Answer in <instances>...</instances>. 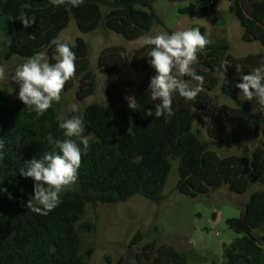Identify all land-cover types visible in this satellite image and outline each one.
<instances>
[{
	"label": "trees",
	"instance_id": "1",
	"mask_svg": "<svg viewBox=\"0 0 264 264\" xmlns=\"http://www.w3.org/2000/svg\"><path fill=\"white\" fill-rule=\"evenodd\" d=\"M157 1L84 0L80 7H70L54 6L50 0H0L2 14L12 18L0 44V66L6 67L16 57L23 63L39 52L54 63L52 41L72 17L82 33L103 27L126 40H136L155 25H164L154 10ZM210 2L203 7L190 3L179 14L205 15L214 6ZM21 12L35 18L31 27L16 20ZM229 13L242 26L244 42L264 47V0H229ZM174 31L168 30V34ZM200 31L206 36L204 29ZM71 44L77 70L64 91L77 86L76 99L83 102L95 95L97 77L88 43L78 37ZM150 47L144 45L131 54L124 47L101 51L97 64L108 76L116 77L128 68L143 71V75L137 81L112 80L106 87L109 106L91 103L80 110L90 148L82 158L77 182L60 194L62 202L46 216L25 206L34 195V181L20 176L19 169L24 161L54 150L49 135L65 138L57 120L61 105L54 103L46 113L37 115L19 99L10 101L8 87L0 88V137L5 140L0 159V264H89L94 248L83 250L81 233L94 232L96 225L84 221L87 206L127 202L135 196L160 205L167 199L165 188L173 160L178 161L176 191L190 198L223 187L236 195L247 194L253 183L264 187V113L253 112L255 101L241 98L235 87L243 74L264 64V54L235 57L227 41H210L198 53L195 65L197 74L204 77L203 91L192 101L175 94L174 115L166 121L145 115L146 110L155 111L156 103L148 93L150 78L155 75L148 62ZM183 79L195 84L190 77ZM218 86L235 107L222 105L213 110L208 130L213 141L209 142L194 130L193 111L205 110ZM128 96L140 104L136 111L128 108ZM72 115L69 112L66 118ZM253 129L263 142L249 156L221 157L211 149L212 144L240 146ZM226 225L237 236L223 245L220 264H264V188L252 191L240 215L227 219ZM143 242V234L137 232L129 246L137 249L134 259L121 258L120 264H188L185 251L156 241Z\"/></svg>",
	"mask_w": 264,
	"mask_h": 264
},
{
	"label": "rangeland",
	"instance_id": "2",
	"mask_svg": "<svg viewBox=\"0 0 264 264\" xmlns=\"http://www.w3.org/2000/svg\"><path fill=\"white\" fill-rule=\"evenodd\" d=\"M209 1H213L214 6L209 7L205 15L190 17L179 14V9L190 3L203 7ZM154 10L165 26L155 25L147 35L155 36L160 32L168 33V30L183 31L189 28H198L206 31V37L209 41H227L230 44V53L235 57L249 53L264 54V47L259 43H246L242 40L243 28L239 21L229 13V0H185L175 3L168 0H158L154 3ZM3 17L10 19L9 16ZM8 29L6 20H2L0 32L3 34L0 37V44L3 42L4 34L8 32ZM145 36L136 40H126L121 35L103 27L90 33H82L77 27L75 18L72 17L69 26L60 34L59 38H69L70 42L74 43L76 38L80 37L88 43L91 66L96 74L98 86L95 95L83 102L76 99L77 86L69 91L63 90L59 102L61 105L60 116L66 118L70 112L68 106L73 103L79 105L80 110L91 103L109 106L106 94V87L109 82L115 79L139 80L143 71L128 68L124 73L110 77L98 67L97 61L101 51L111 47H124L128 53H133L144 46L142 40ZM45 57L47 58L46 54ZM20 64H22V59L17 57L7 64L5 67L6 76L11 73L9 75L11 77L14 74L15 70L13 72L11 70L16 67L10 66ZM5 79L0 80V88L8 87L11 92L18 90L16 94L11 96V99L14 100L18 96L19 85L16 83L17 88L16 85L10 83L11 80L5 82ZM240 97L243 98L241 94ZM17 99L19 98L15 100ZM222 105L235 107L234 102L225 96L218 86L211 92L207 108L202 111H193L194 130L199 132L203 140L213 141L208 131L212 112L216 107ZM262 142L263 138L257 137L253 129L240 146L222 147L212 144L211 149L221 157L249 156ZM178 179V161L173 160L165 188L167 199L160 205L140 196L116 204H99L96 207L88 205L84 221L96 225L94 232L81 233L83 250L94 248V252L88 259L89 264H120L121 258L132 261L137 249L135 247L131 249L129 246L137 232L143 234V243L156 241L158 244H168L177 250L187 252L191 264H196L195 262L204 259L209 263L215 261L220 264L223 261L221 244L223 241L228 242L232 235L231 230L226 225L227 218L238 217L249 198V194L264 187L253 183L245 195H236L223 187L212 191L209 195L190 198L176 191ZM214 215L216 217H213Z\"/></svg>",
	"mask_w": 264,
	"mask_h": 264
},
{
	"label": "clouds",
	"instance_id": "3",
	"mask_svg": "<svg viewBox=\"0 0 264 264\" xmlns=\"http://www.w3.org/2000/svg\"><path fill=\"white\" fill-rule=\"evenodd\" d=\"M54 6L80 7L84 0H50ZM25 28L35 23L34 17L21 12L16 18ZM54 54L49 62L42 52L28 57L15 68L11 80L19 85V100L37 115H43L59 103L62 92L69 80L76 75V53L69 38H57L52 41ZM143 45L151 46L147 56L155 75L150 78L148 93L154 103L155 111L146 110L148 117L171 119L174 115L173 97L178 94L186 101L195 100L203 91L204 77L197 74L198 53L210 43L198 28L174 31L172 34L160 32L146 35ZM183 77H190L195 82L190 85ZM6 78V69L0 66V80ZM241 82L235 84L241 96L247 101H255L253 112L264 113V64L255 67L248 74H243ZM129 109L136 111L140 104L134 96L126 97ZM68 111L74 113L70 118L58 116V126L63 130L64 139H53L49 143L54 150L44 152L40 158L24 161L19 175L34 181V195L29 198L26 207L38 215H48L59 206L61 193L72 187L78 180L82 158L87 154L90 143L85 135V120L79 105L73 103ZM5 140L0 137V159H3ZM7 192V189H2ZM11 199V194H9ZM190 243H192L190 241Z\"/></svg>",
	"mask_w": 264,
	"mask_h": 264
},
{
	"label": "crops",
	"instance_id": "4",
	"mask_svg": "<svg viewBox=\"0 0 264 264\" xmlns=\"http://www.w3.org/2000/svg\"><path fill=\"white\" fill-rule=\"evenodd\" d=\"M3 16H6V15H3L2 14V11H1V9H0V22L2 21V20H6V25L8 24V26H9V28H10V26H11V23H12V19L10 18V19H5L6 17H3ZM8 17V16H7ZM9 30V29H8ZM1 34H3V32H0V37H1ZM1 42V41H0ZM17 67V66H16ZM15 70V68L13 69V70H11V72H13ZM11 74V73H10ZM10 74H8L7 76H6V79H5V82L7 81H10L11 80V77H9V75ZM10 83H13L14 84V86L16 85V83L14 82V81H12L11 80V82ZM15 87H17V85L15 86ZM18 88V87H17ZM18 92V90L17 91H13V92H11V90H10V93H9V99H10V101H14L16 98H18V96L13 100V99H11V96L12 95H14V93L16 94ZM12 93V94H11ZM18 100V99H17ZM16 101V100H15ZM213 213H215V212H213ZM216 214V213H215ZM217 219V218H216ZM227 219H229V218H227ZM214 223L216 222V221H213ZM231 232V238H230V240L228 241V242H230L231 240H233V239H235V237H236V234L234 233V232H232V231H230ZM228 242H225V241H223L222 242V244H221V251L223 252V245L225 244V243H228ZM198 250H200V249H198ZM223 260V259H222ZM195 261V260H194ZM198 263H204V264H213L214 262L212 261V262H208L206 259H204L203 261H197ZM197 262H195L196 264H198ZM222 262V261H221ZM216 263V262H215ZM188 264H191V262H190V259H189V261H188Z\"/></svg>",
	"mask_w": 264,
	"mask_h": 264
},
{
	"label": "water",
	"instance_id": "5",
	"mask_svg": "<svg viewBox=\"0 0 264 264\" xmlns=\"http://www.w3.org/2000/svg\"><path fill=\"white\" fill-rule=\"evenodd\" d=\"M169 2L175 3V2H184L185 0H168Z\"/></svg>",
	"mask_w": 264,
	"mask_h": 264
},
{
	"label": "built area",
	"instance_id": "6",
	"mask_svg": "<svg viewBox=\"0 0 264 264\" xmlns=\"http://www.w3.org/2000/svg\"><path fill=\"white\" fill-rule=\"evenodd\" d=\"M213 4H214V3L211 1V2H210V5H213Z\"/></svg>",
	"mask_w": 264,
	"mask_h": 264
}]
</instances>
